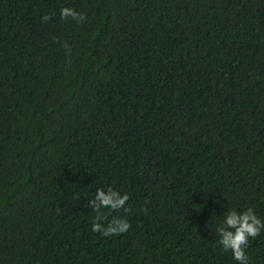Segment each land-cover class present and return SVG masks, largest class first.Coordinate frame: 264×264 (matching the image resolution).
Masks as SVG:
<instances>
[{
  "label": "trees",
  "instance_id": "1",
  "mask_svg": "<svg viewBox=\"0 0 264 264\" xmlns=\"http://www.w3.org/2000/svg\"><path fill=\"white\" fill-rule=\"evenodd\" d=\"M109 187L130 211L101 223L131 228L104 237ZM248 208L264 221V0H0V264H239L216 228Z\"/></svg>",
  "mask_w": 264,
  "mask_h": 264
},
{
  "label": "clouds",
  "instance_id": "2",
  "mask_svg": "<svg viewBox=\"0 0 264 264\" xmlns=\"http://www.w3.org/2000/svg\"><path fill=\"white\" fill-rule=\"evenodd\" d=\"M54 13L45 14L42 17L44 22L52 18ZM61 20H73L78 24H83L87 20L86 13H81L70 7H63L60 10ZM59 43V41H57ZM64 49L70 52V47L67 43L61 45ZM130 197L127 193L121 192L109 187L107 191L97 189L94 198L88 200V206L93 208L97 213L95 222L92 225V231L100 233L104 237L119 236L126 233L131 224L126 217L113 216L107 223V226L101 223L102 220L108 219V214L103 213L101 209H108L110 212H129L126 203ZM264 231V221H262L252 208H248L243 212H238L235 209L229 210L222 221L216 228L219 236L217 243L226 252H231L233 258L239 264H249V257L246 254V249L249 244V239H255L261 232Z\"/></svg>",
  "mask_w": 264,
  "mask_h": 264
}]
</instances>
